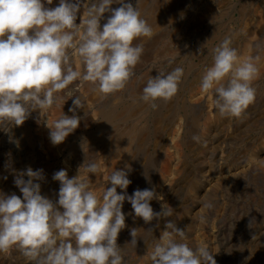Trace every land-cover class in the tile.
<instances>
[{
  "label": "rangeland",
  "instance_id": "1",
  "mask_svg": "<svg viewBox=\"0 0 264 264\" xmlns=\"http://www.w3.org/2000/svg\"><path fill=\"white\" fill-rule=\"evenodd\" d=\"M141 1L125 0V3L137 6L142 18L155 27L151 26L154 29L150 37L133 41L134 45H143V53L125 88L104 95L90 82L87 87V82L74 81L60 93L58 106L41 113L38 109L31 111L21 126L8 132L0 130V194L15 193L22 198L14 180L31 167L34 171L43 170L44 179L38 181L41 195L53 203L58 201L60 187L53 175L61 169L66 170L69 178L80 171L81 178L89 180L90 189L102 197L105 188L111 185L100 163L117 160L118 153V148H106V135L126 133L132 142L131 155L123 162L115 161L112 171L130 168L127 194L132 195L136 189L154 190L157 199L150 201L154 212H161L164 205L166 209L172 208V214L145 223L142 218H134L131 204L127 199L124 201L125 228L117 238L124 264H152L150 254L168 221L185 230L186 239L182 242L193 248H208L216 264H264L263 65L254 62L259 69L252 81L256 97L240 117L220 116L214 106V92H202L200 87L202 75L213 64V50L226 37L231 38V47L237 49L240 62L261 55L264 2L143 0L140 8ZM168 5L172 6L170 11L165 9ZM120 6L114 3L110 7ZM205 6L210 9L205 21L194 24L196 14L202 15ZM82 13L83 7L77 14L78 22ZM110 15L104 14L101 27ZM169 17L173 20L168 26L157 27ZM176 67H182L184 75L178 92L169 101L156 100L158 107L154 110L150 103L139 99L150 76ZM75 96L82 103V108L76 109L80 124L64 142L53 145L47 123L51 126L63 113L71 116L69 109ZM122 110L125 112L120 120L97 128L100 111ZM172 118L180 123L179 129L174 128L176 123L168 122ZM88 162L98 163L96 174L81 168ZM123 191L117 188L118 193ZM132 228L137 232L136 246L130 244ZM0 264L33 262L14 246L0 252Z\"/></svg>",
  "mask_w": 264,
  "mask_h": 264
},
{
  "label": "clouds",
  "instance_id": "2",
  "mask_svg": "<svg viewBox=\"0 0 264 264\" xmlns=\"http://www.w3.org/2000/svg\"><path fill=\"white\" fill-rule=\"evenodd\" d=\"M114 3L121 6L111 8ZM46 4L52 0H0V130L5 132L21 126L31 111L41 113L58 106L60 93L74 81L90 82L104 95L124 89L143 53V45L133 41L152 35L139 8L125 0H59L54 8ZM254 59L258 57L240 62L230 37L213 50V64L202 75L200 87L202 92H214L220 116L240 117L254 102L252 81L259 72ZM183 75L182 67L158 71L148 78L139 99L155 110L156 100L167 102L178 92ZM67 94L73 97L70 91ZM75 97L71 116L63 113L51 126L47 123L53 145L64 142L80 124L76 109L82 103ZM81 168L90 174L99 171L96 162ZM128 171L114 170L106 176L111 187L98 197L80 171L69 178L61 169L53 175L60 183L56 203L41 195L38 181L44 179L43 170L28 167L20 172L14 183L22 198L15 193L0 194V252L15 246L33 264H124L117 244L125 228L124 201L131 204L134 218L145 223L172 214V208L164 205L161 212H154L150 204L157 199L154 190L136 189L128 195ZM117 188L124 191L118 193ZM130 235V244L136 246V228ZM185 239V230L168 221L150 254L152 264H216L208 248L190 247L182 242Z\"/></svg>",
  "mask_w": 264,
  "mask_h": 264
},
{
  "label": "bare ground",
  "instance_id": "3",
  "mask_svg": "<svg viewBox=\"0 0 264 264\" xmlns=\"http://www.w3.org/2000/svg\"><path fill=\"white\" fill-rule=\"evenodd\" d=\"M59 1V0H58ZM57 0H52V4L51 5H48V7H52V8H54V7H56V6H58V4H57V2H58ZM87 1V0H86ZM147 0H145V2H146ZM186 1V0H185ZM255 1V0H254ZM205 2H206V0H205ZM262 2H264V0H262ZM83 3H84V0H83ZM88 3V2H87ZM143 0L141 1V3H140V8L143 6ZM216 3V2H215ZM203 4V3H202ZM205 4V3H204ZM145 5V4H144ZM186 5V4H185ZM174 6V5H173ZM201 6H203V5H201ZM191 7V6H190ZM211 8V7H210ZM167 11H170L171 9H172V6L171 5H168L166 8H165ZM198 9H199V7H198ZM201 9V8H200ZM205 9H206V11H204V13L202 14V15H198V14H196V19H195V23L194 24H196V23H201V22H203V21H205V19H206V17H207V13L209 12V7H207L206 8V6H205ZM81 12V11H80ZM200 12V11H199ZM238 12H240V11H238ZM242 13V12H241ZM176 14V13H175ZM210 14V13H209ZM80 15V14H79ZM174 16V15H173ZM240 15H238V17H239ZM80 18V17H79ZM244 18V17H243ZM172 20H173V17H169V18H167L166 20L164 19V20H162L159 24H157V27H166V26H168L169 24H170V22H172ZM243 20V19H242ZM80 21V20H79ZM149 21V20H148ZM151 21H153V20H151ZM76 23L78 24V23H80V22H78V20L76 21ZM149 25L150 26H153V24L151 25L150 24V22H149ZM153 27H155V26H153ZM152 27V28H153ZM154 29V28H153ZM158 29V28H157ZM156 29V30H157ZM160 29V28H159ZM245 30V29H244ZM160 32H161V30H160ZM247 32V31H246ZM161 36V35H160ZM161 38V37H160ZM173 40V39H172ZM172 42V41H171ZM253 62H256V64H262L263 66H262V70L264 69V50L262 51V53H261V55L258 57V59H254V61ZM87 87H90V83L89 82H87ZM83 89V88H82ZM84 91V90H83ZM86 92V91H85ZM95 92V91H94ZM96 96V95H95ZM88 106V105H87ZM101 113H99L98 114V116H99V120H98V124H97V128L98 129H100L103 125H105V124H108V123H113L114 121H116V120H120L123 116H124V112H125V110H122V111H119V113H112L111 111H100ZM187 113V112H186ZM145 120V119H144ZM85 121V120H84ZM168 122H170L171 124L172 123H176L175 124V126H174V128H176V129H179V126H180V123H178V122H174V120H173V118L172 119H169L168 120ZM163 123V122H162ZM132 132H130L129 134H131ZM126 133H122V132H116V133H114V134H111L110 136H108V135H106L107 137L105 138L106 139V142H107V144H106V148H108V149H114V148H118L117 150H118V153H117V160L115 159H113V160H111V162L109 163V162H107V161H105V160H102L101 161V163H100V166H102L103 167V172L105 173V175L107 176L110 172H112V170L115 168L114 166V164H116V162L115 161H125L130 155H131V151H132V149H133V147H132V142H131V138H129L130 136H128V134H126ZM144 134H145V132H144ZM136 137H137V135H136ZM140 141V140H139ZM103 150V149H102ZM173 154V153H172ZM109 160V161H110Z\"/></svg>",
  "mask_w": 264,
  "mask_h": 264
}]
</instances>
